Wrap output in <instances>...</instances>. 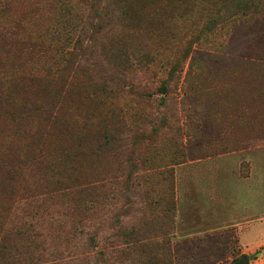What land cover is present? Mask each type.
<instances>
[{"label":"rangeland","instance_id":"1","mask_svg":"<svg viewBox=\"0 0 264 264\" xmlns=\"http://www.w3.org/2000/svg\"><path fill=\"white\" fill-rule=\"evenodd\" d=\"M11 30L32 50L0 41V154L56 168L18 172L40 238H0V260L264 264V0H0ZM30 99L69 120L40 132Z\"/></svg>","mask_w":264,"mask_h":264},{"label":"trees","instance_id":"2","mask_svg":"<svg viewBox=\"0 0 264 264\" xmlns=\"http://www.w3.org/2000/svg\"><path fill=\"white\" fill-rule=\"evenodd\" d=\"M2 42H10V48H17L21 50V52H25L30 48V42L21 41L17 32L15 30H11L7 39L0 40ZM32 50V49H31ZM77 55L74 50L67 51L64 58V66L60 69L58 73L61 78L67 76L68 80L73 76L74 71H70L72 69L73 62L76 61ZM70 71V72H69ZM32 81V79H26L25 82L28 83ZM31 87V86H30ZM65 85L62 83V87L60 88V94H62L65 90L62 89ZM14 86H10L9 90H12ZM62 89V90H61ZM58 96V92L55 94ZM4 103L5 106H8V100L3 99L0 95V104ZM20 118L23 120H28L35 116L37 125L40 132H45L50 130L53 126L61 122H67L70 118V115L66 112L59 110L57 108V104L55 103H41L35 100H26L20 105L19 108ZM89 122V119H87ZM83 127H86V118L82 119ZM76 123V122H75ZM49 128V129H48ZM38 135V134H37ZM58 159H61L64 168L63 170H68L71 166L72 155L69 151L63 149L61 152H57L55 156ZM30 166L36 168L38 171H46L50 173L51 169L54 170L56 168V161L53 159L50 164H48L43 157L31 160L29 157L27 159L20 161L18 163V159L14 156H9L8 158L3 157L0 154V182L2 187H4V195L5 200L4 206L0 208V238H40V235L35 233L34 222L37 217V213L43 210L44 205L39 204V202H35L33 197L31 196V190L22 186L21 184L17 185V174L22 170V168ZM50 166V167H49ZM58 184V182H57ZM61 185V184H60ZM24 188V189H23ZM23 189V195L20 199L23 203V213L24 217L29 219L30 222L20 223L18 227L13 228V231H7L4 227V221L9 219L8 213L13 212L15 205V198L19 196V192ZM94 192L91 187L81 188L79 192V197L84 196L86 193ZM18 193V195H17ZM17 211V210H16ZM24 221V219H23ZM17 225L15 223L13 226ZM250 260L247 256H243L240 262H234L233 264H249ZM0 264H9L6 261L0 260Z\"/></svg>","mask_w":264,"mask_h":264}]
</instances>
